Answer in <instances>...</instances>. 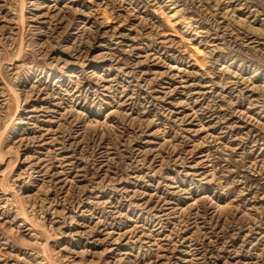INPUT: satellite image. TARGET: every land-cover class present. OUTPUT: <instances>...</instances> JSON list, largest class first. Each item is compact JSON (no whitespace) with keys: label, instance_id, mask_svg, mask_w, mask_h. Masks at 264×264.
I'll return each instance as SVG.
<instances>
[{"label":"rangeland","instance_id":"rangeland-1","mask_svg":"<svg viewBox=\"0 0 264 264\" xmlns=\"http://www.w3.org/2000/svg\"><path fill=\"white\" fill-rule=\"evenodd\" d=\"M0 264H264V0H0Z\"/></svg>","mask_w":264,"mask_h":264}]
</instances>
